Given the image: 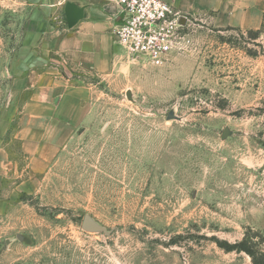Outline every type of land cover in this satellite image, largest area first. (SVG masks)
I'll list each match as a JSON object with an SVG mask.
<instances>
[{
	"label": "rangeland",
	"instance_id": "1",
	"mask_svg": "<svg viewBox=\"0 0 264 264\" xmlns=\"http://www.w3.org/2000/svg\"><path fill=\"white\" fill-rule=\"evenodd\" d=\"M30 11L23 0H0V105L28 97L11 88L35 56L80 82L81 122L39 173L11 123L0 264L264 262V23L250 29L254 38L188 17L189 41L169 64L126 60V75L101 82L59 55L23 48ZM87 215L105 230L85 229ZM246 235L256 259L216 243Z\"/></svg>",
	"mask_w": 264,
	"mask_h": 264
},
{
	"label": "crops",
	"instance_id": "2",
	"mask_svg": "<svg viewBox=\"0 0 264 264\" xmlns=\"http://www.w3.org/2000/svg\"><path fill=\"white\" fill-rule=\"evenodd\" d=\"M23 1L31 7L24 22L23 48L34 49L40 56L59 55L70 71L80 77H97L101 82H111L129 72V60L115 37L120 21V6L115 0H72L84 6L87 13L72 28L64 11L68 0ZM166 1L181 14L204 18L219 28L250 30L264 23V0ZM34 57L24 59L23 72L14 76L11 88L12 95L27 92L28 97L0 105V179L8 168L4 141L15 119L21 151L36 173L47 170L67 140L68 129L81 122L80 82L70 81L57 70L42 68L46 63L35 65Z\"/></svg>",
	"mask_w": 264,
	"mask_h": 264
},
{
	"label": "built area",
	"instance_id": "3",
	"mask_svg": "<svg viewBox=\"0 0 264 264\" xmlns=\"http://www.w3.org/2000/svg\"><path fill=\"white\" fill-rule=\"evenodd\" d=\"M120 21L115 37L129 61L163 67L189 41L179 12L166 0H115Z\"/></svg>",
	"mask_w": 264,
	"mask_h": 264
},
{
	"label": "water",
	"instance_id": "4",
	"mask_svg": "<svg viewBox=\"0 0 264 264\" xmlns=\"http://www.w3.org/2000/svg\"><path fill=\"white\" fill-rule=\"evenodd\" d=\"M65 17L67 24L70 28L74 27L80 20L85 18L87 16V13L85 12V7L78 5L75 1L68 0L65 4ZM181 22L183 24H187L188 22V17L185 15L181 16ZM127 97L129 99H133L132 96V90L128 89L127 90ZM230 133L229 128H225L223 131L222 137L226 138L228 134ZM83 227L85 229H90V230H105L104 226L100 225L97 223L91 216H85L83 219ZM20 239L22 236H18Z\"/></svg>",
	"mask_w": 264,
	"mask_h": 264
},
{
	"label": "trees",
	"instance_id": "5",
	"mask_svg": "<svg viewBox=\"0 0 264 264\" xmlns=\"http://www.w3.org/2000/svg\"><path fill=\"white\" fill-rule=\"evenodd\" d=\"M250 33L253 34L256 38L258 35V32L250 30ZM217 239V238H216ZM216 243L218 246L223 248L224 250L231 252V251H236V252H246L250 256H252L253 259H256L255 255V248H254V242L253 238L246 235L244 238L240 241H237L235 243H229L228 241H222V240H216ZM256 264H264V262H261L259 260L255 261Z\"/></svg>",
	"mask_w": 264,
	"mask_h": 264
}]
</instances>
